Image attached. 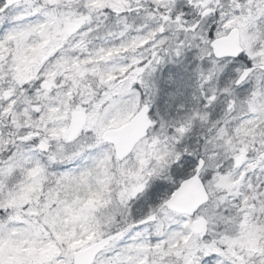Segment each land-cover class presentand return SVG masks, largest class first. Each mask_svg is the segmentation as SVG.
Returning a JSON list of instances; mask_svg holds the SVG:
<instances>
[{"label":"snow or ice","instance_id":"obj_1","mask_svg":"<svg viewBox=\"0 0 264 264\" xmlns=\"http://www.w3.org/2000/svg\"><path fill=\"white\" fill-rule=\"evenodd\" d=\"M0 264H264V0H0Z\"/></svg>","mask_w":264,"mask_h":264}]
</instances>
